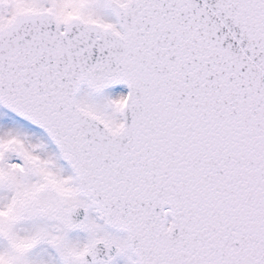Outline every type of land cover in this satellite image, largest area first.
I'll use <instances>...</instances> for the list:
<instances>
[{"label":"snow or ice","instance_id":"1","mask_svg":"<svg viewBox=\"0 0 264 264\" xmlns=\"http://www.w3.org/2000/svg\"><path fill=\"white\" fill-rule=\"evenodd\" d=\"M0 264H264V0H0Z\"/></svg>","mask_w":264,"mask_h":264}]
</instances>
